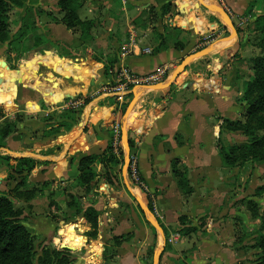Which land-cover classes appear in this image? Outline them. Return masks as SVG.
I'll return each instance as SVG.
<instances>
[{"label":"crops","instance_id":"crops-1","mask_svg":"<svg viewBox=\"0 0 264 264\" xmlns=\"http://www.w3.org/2000/svg\"><path fill=\"white\" fill-rule=\"evenodd\" d=\"M172 1L175 5V0ZM178 1L183 3V9L179 14L165 17L160 15L159 20L149 30L134 27L136 41L130 44L132 49L129 52L118 55L114 72L100 75L101 70L97 66L84 60L79 64L70 60L46 58L55 71V65L61 64V67H67L68 72L77 78L79 77L75 69H82V74L85 75L82 78L91 79L89 83L94 84L91 86L93 90L90 94L83 93V89H86L84 82V85L70 82L67 85L60 84L54 82L52 72H48L47 78H42L44 73L40 72L41 59L28 63L31 73H27L26 78L16 85L15 99L11 104L18 103L16 110L18 113L25 112L26 106L32 103L43 116H49L56 107L49 105L46 96L52 99L51 97L55 95L60 101L64 96L62 101L64 104L61 105L63 109H82L80 120L66 133L41 137L38 130L45 127V130L49 131L57 125L41 122L34 116V119L20 124L18 133L14 134L18 135V138L12 136L6 139V147L1 148L4 152L0 155L10 153L9 157L15 155H12V158L29 157L41 164L39 169L36 167L32 171L31 183L55 181V186L59 187L76 178L81 158L102 154L112 141L115 148L114 128L119 125L124 134V142L127 143L126 145L119 143L124 157L127 159L129 154H135L137 157L138 170L147 191L129 185L125 174L121 173L120 168H116V172L122 176L121 185L117 184L114 187L102 181L89 193L84 209L95 208L101 215L97 239L88 240L86 237L85 242L91 259L95 261L98 255L104 257L113 237L130 232L133 235L132 239L116 248L117 264H146L144 254L151 250L154 256L158 255V264H239L237 252L231 247L235 240L231 219H225L227 231L220 230L214 234L201 232L197 225H192L198 228L197 233L190 239L189 236L187 239L183 237V240L181 234L178 238V232L169 231L167 224L187 215L194 221L191 224H197L214 209L213 203L206 198L202 200L200 195L207 187L214 186L216 182L222 184L224 180L217 147L220 118L237 120L244 112V106L236 101L239 89L232 82L236 76L235 67L231 71L227 68L228 64L239 56L242 35L238 33L236 26L253 0ZM151 2L153 1L88 0L80 10V16L82 18L83 14L84 20H96L101 18L102 14H108L113 26L122 22L124 18L131 21L133 16L139 11L142 12L145 7L152 4ZM180 6L178 5L179 9ZM217 8L227 11L236 28V35L221 15L214 11ZM52 10L59 12L55 7ZM157 10L160 14L159 9ZM117 17L122 19L117 22ZM100 20H96L93 44L100 48L106 44V40L110 42L112 39H115L113 43L119 46L121 33L126 32L127 28L131 29L129 26L131 24L127 23L125 27H115L113 37L106 36V28L103 27L105 23H102V27L99 26ZM182 22L186 25H182ZM49 26L53 31L61 28L57 23ZM178 27H182L184 32L181 34L174 32L173 29ZM67 32L78 38L77 34ZM129 36L122 35L126 40ZM161 37L169 39L168 48L156 52ZM121 41V44L125 42ZM178 42L184 45L180 49L175 47ZM145 49H150L151 53H145ZM164 65L169 67L165 80L167 83L164 81L160 84L163 87L159 88L154 86L160 85L133 88L130 95L137 98V101L130 106L128 112L121 110L115 103L111 104L116 101L115 97L107 94L96 95L99 93L98 90L95 91L98 85L113 82L121 69L145 75ZM7 67L13 72L16 69ZM179 68L182 71L177 73ZM175 73L177 74L172 79ZM82 78L80 80L84 81ZM46 81H52L56 88L46 87ZM40 85L46 88L43 94H40L38 88ZM86 98L90 102L84 106ZM42 102L46 109H42ZM71 103L78 104L71 107ZM36 132L37 135L34 136L33 133ZM129 140L133 141L132 148ZM26 144L27 148L24 147ZM117 151L119 152V148ZM174 159H179L189 169V180L194 188V194L190 199L185 198L184 191L173 176ZM97 169L101 170V166L98 165ZM0 173L4 175L7 171L4 169ZM152 192L157 194L155 214L160 222L153 216L151 219L149 214L148 206L152 203L148 198ZM46 203L48 204L47 198ZM122 205L130 207L132 211L130 218L121 216L118 209ZM138 207L144 211V216L137 215ZM117 211L119 213H116ZM46 220L50 229L63 227L62 230L58 228V231H64L65 234L73 228V225L64 227L62 223L54 224L49 218ZM77 221L85 232L90 229L83 218ZM209 222L208 219V224ZM78 223L75 224L76 227ZM173 236L176 237L175 240L180 239L178 243L182 244L171 246L168 241L172 240ZM85 243L81 242L83 245H86Z\"/></svg>","mask_w":264,"mask_h":264},{"label":"rangeland","instance_id":"rangeland-1","mask_svg":"<svg viewBox=\"0 0 264 264\" xmlns=\"http://www.w3.org/2000/svg\"><path fill=\"white\" fill-rule=\"evenodd\" d=\"M23 1L26 2L25 3L26 6L24 8H14L9 14L10 26L12 31L10 36L11 38L10 41L0 45V102H1L0 107L4 109L6 116L10 119H14L15 114L18 113L16 112V110H18V103L11 104L12 100L15 99L16 85H19V83H21V81L24 78H26L27 73L28 74L31 73L29 72L28 69V63L30 62L33 63L41 59L42 61L40 65H42V67L40 69V72L44 73L42 78L46 77V75L52 72V76H53L52 79L54 80V82L60 84L67 85L70 82L75 85L78 84L82 85L84 82L85 85L84 84L83 85L86 86V89H83V93L85 92L86 93L85 95H88L87 93L89 92L90 94V91L93 90V88L91 89V86H93L94 84L92 85V83L91 84L89 83L91 79L88 80V78L86 79L82 78L83 76L85 77V75L82 74L83 71L82 69H75L76 74L79 77L77 78L75 77V75H72L71 73L68 72L67 67L65 66L61 67V64L55 65V69H56L55 71L52 68V65L48 64L46 58H49L50 60H56L57 58L61 60H70L73 63H79V64L84 60L85 62H90L95 66H97V68L101 70L100 75L102 73L109 74L110 71H113L116 62L118 61L117 58L118 55L125 54L126 51L130 49L131 47L130 44L136 41L137 36L135 35L136 30L134 27L140 28L142 30H146V29L149 30V28H151L154 24H156L158 20V19L156 20L154 13L157 14L158 13L157 9H159L160 11L162 6L166 3L165 0H151L153 1L151 2L152 4L145 7L142 12L139 11L135 16L132 17L131 21H127L126 18H124L123 20L122 17L119 18L117 17L116 21L118 22V20L120 21V19H122V22H118V24L116 23V25L113 26H112V21L110 20L108 14L105 15L102 14L101 15L102 17L97 18L96 20L101 19L99 21V26L101 27H102V23H105L103 27L106 28V32H105L106 36L113 37L115 35V27H120V26L125 27L127 26L126 25L127 23L131 24L129 25L131 29L127 28L126 32L121 33V38L118 40L119 46L115 45L113 43L115 39H112L110 42L106 40L105 42L106 44H104L100 48L97 44H95V46L93 45L95 42L94 28L97 25L96 20H91L95 24V27L91 32L92 39H86L84 43L80 38V33H74L73 31L68 30L64 25V23L62 22L64 13L60 11L58 4L59 0H23ZM87 1L88 0H83V6L86 4ZM190 1L193 2L195 0H190ZM171 3L173 4V1ZM251 4H253L252 8L247 10L244 16L239 18L238 25L236 26L237 30H240V33L239 32L238 33L242 35L241 36L242 45H240V52L238 53L239 56L237 58H234L233 61L228 64V68H227L228 71H231L233 70V67H235L234 71L236 76H234L232 82L239 89V94L238 96H236L237 98L236 101L238 103H240L238 99L242 97L246 83L249 80H251V78L254 75L253 59L260 57L264 54V51L260 45V40H258L257 34L255 32L256 19L260 15L264 14V0H253ZM178 5H181L180 9ZM173 6H174L172 7L173 12H171L169 16H172L174 14H179V11L183 9V3L178 0H175V5ZM53 7L59 9V12L52 10ZM122 14H124V12H122ZM79 16H80V11H79ZM110 17L113 18L111 14ZM82 18H83V14H82ZM82 18L81 20H84ZM52 23H57L61 25V28L59 30L57 29V31H53L52 28L49 26V24ZM184 23L185 22H182V25L185 26L186 24ZM178 29H182V27H178ZM67 31H70L73 34H77L78 38H74L73 36H71V34H68ZM29 34H30V38L28 37ZM122 35L124 36L130 35V36L126 40L123 39ZM121 40H124L125 42L121 44L122 42ZM168 40L169 39H167V42ZM10 44L16 49L17 52L13 51L8 53ZM2 62L5 63L8 62V65L4 66ZM7 66L16 69L13 72L10 71ZM179 71L181 72L182 69L179 68L177 70V73ZM177 73L174 74L172 79L176 76ZM81 78L85 80L81 81L80 80ZM93 79H94L93 81H95V78ZM116 80L117 79L115 78L113 82L108 84H113ZM45 85L46 87L49 88L50 87L56 88L55 86L52 85V81H46ZM105 85L106 84L103 83H100L98 85V88L95 90V91L98 90L99 92L98 94H96L97 96L104 94L102 93V88ZM38 88L40 94L45 93L46 88H44V86L40 85ZM51 98L52 99H50L49 96H46L47 101H49V105L56 107L55 111L49 115L50 120L47 121L52 125L53 123H60V121H62L63 117L65 116V114L68 112L67 110L72 108L63 109L61 107V105L64 104L62 103V101L64 100V96H62L61 101L60 98H58L56 95ZM136 101L137 98L129 94L123 100V102L116 100L115 102H111V104L115 103L118 105V107H121V110H124V112L126 111L128 112L130 106L132 107L136 103ZM240 104L244 106L243 111L245 112V108H246L245 104L244 103H240ZM39 107H40V103H39ZM24 110L25 112H19V113L27 115L28 119L26 120H29V118L34 119V116H36L37 119L40 120L41 122L44 121L43 114L40 113V111L34 104L30 103L28 106H26ZM77 111L79 113H82V110H74L75 113L70 112L69 115L75 114L76 116ZM243 114L240 117V119H243ZM124 125L126 126V123ZM18 131L19 130H16L10 137L13 136L14 138H18L19 137L18 135H14L18 133ZM38 131H40L39 135L41 137H44L43 135L45 133V127ZM68 131L69 130H66L65 128L61 129V132L63 133H66ZM33 135L36 136L37 132L33 133ZM120 139L122 145L123 143L126 145V143L124 142L125 138L122 131H121ZM221 139L225 145H232V146L233 145L244 146L247 141L246 137L243 136L240 132H230V131L224 132L221 135ZM24 147L27 148L28 145L26 144L24 145ZM3 152H4L3 149H0V153ZM8 154H4L0 156L9 157ZM40 165L41 164L37 166L38 169L40 168ZM14 166H15V162H11L5 160L4 158H0V172L1 170L4 169L7 171V173L4 175L0 173L1 191H6V192L9 191L11 188L15 187L16 183L19 182L21 179H25V181L27 182H32L31 180L32 171L31 173L26 171L25 168L27 166L22 167L20 170H18V173L13 172L10 176L9 175V172L11 170L10 167L13 168ZM97 167L98 166H96L97 172H101V170H98ZM116 168H120L121 173L125 174L129 185H131L132 187L140 188L141 190L144 191L146 190L145 185L143 187L140 186L138 182L133 180V178L131 177L130 172L128 170V158L126 159L125 157L122 160V164L118 165L115 168L109 169L106 174L107 177L105 176L102 179H100V182L104 181L105 183L110 184L111 186L114 187H116L117 184L121 185L120 178L122 176H119V174L115 170ZM221 169L223 170L221 175L224 178L222 184H220L221 182L220 183L216 182L214 183V186L207 187V190L201 193L200 195L202 200L206 198L208 201L213 203L214 209L211 210L210 213H208V216L201 218L197 222V224H191L194 223V221L190 220L188 215L183 216L181 217V219L179 218L177 221L173 223L169 222L167 224L168 230L172 232H178L179 233V235H177L178 238L180 237L181 234L182 236L181 238L183 240V237H185V239L188 238V236L183 235L184 234L183 232H185V230L187 229L186 227H190V226L194 227L192 225H197V227L200 228L199 231L214 234L220 230L227 231L228 228L225 219L226 220L231 219V222L233 223L232 225L233 231L235 233L234 234L235 240L231 247L237 252L238 263L255 264L257 260V256L261 253V251L250 247L254 245L256 238L260 234L262 233L264 234V232L261 231V223H262L261 219L253 218L252 212L249 210L248 201H253L258 206L260 213H264V161L248 162L242 166H236V167H227L222 161ZM19 172H21L22 174ZM94 187H95V183L83 187L81 186L80 182L77 181L76 178H73L72 180L66 182L65 185H61L59 187H56L55 185L48 186L41 194H39L35 199H33L30 202L12 199L15 208H22L24 211V218H25L24 224L36 238L35 250L37 251L38 255L41 254L43 247L47 246L51 249L55 248L62 251L69 249V256L72 260L71 264H107V263L117 264L118 263V261H116L117 258L116 248H119L122 245L115 246V243L113 241H111L110 247H108L107 252L104 253V257L98 255L97 261L91 259L92 257L89 255L87 244L85 243L87 240L86 232H88L90 229L85 232L83 228L79 227V223L77 221V219L81 218V215H78L77 213L78 211L77 209L81 211H86L88 209V208L87 209L84 208L86 203L88 202L89 193L94 189ZM259 189H261L260 194H257ZM190 197H185V198L190 199ZM46 198L48 199V204L46 203ZM148 199L152 203V205L149 204L148 206L151 219L153 216L155 217L156 220H158V222H160L161 220H159V218L155 214V210H156L155 201L157 200V194L153 192L150 193ZM51 201L57 203V208H52V210H50L49 203ZM75 202L77 204V208L73 206L71 207L69 206L70 203H75ZM138 209L139 211L138 210L136 211L137 215L140 217V215L143 214L144 216L145 215V213H143L144 211L142 212L139 207ZM118 210L120 211L121 216H125L127 218L131 217L132 211L130 207L128 206L125 207V205H122V207H120ZM116 213L119 212L117 211ZM46 218L51 219V221L54 224L62 223L63 224L62 226L64 227L73 225V228L69 230L68 234H65L64 231L63 232L58 231L59 229L62 230L63 227H56V229L53 228L50 229L47 225L48 222ZM204 219L207 220L204 221ZM208 219L210 221L209 224H208ZM76 223H78L77 227L75 226ZM182 224H185L186 227H184ZM74 228H75V232H73ZM196 233L197 232L193 234ZM193 234L189 235V239L192 237ZM79 236L80 238L82 237L85 240L84 243L86 245L81 244L82 241L78 239ZM174 238L176 237L173 236L172 240L168 241V243L171 246H175V245L177 246L182 244V243H178L180 239L175 240ZM151 251H149V253L147 252V254L146 253L144 254L146 256V258L144 257L146 264H158L159 261L158 255L154 256V252H153V254L150 256ZM109 256L111 257V259L109 258Z\"/></svg>","mask_w":264,"mask_h":264},{"label":"trees","instance_id":"trees-1","mask_svg":"<svg viewBox=\"0 0 264 264\" xmlns=\"http://www.w3.org/2000/svg\"><path fill=\"white\" fill-rule=\"evenodd\" d=\"M165 2L166 3L160 10V14L158 11V15L154 13L156 20H159L160 15L161 17H165L173 12L172 0H165ZM25 3L26 2L23 0H0V45L9 42L11 39L10 36L12 31L10 26V12L14 8H24L26 6ZM58 4L60 11L64 13L62 22L66 28L74 33H80V38L84 43L86 39H92L91 32L95 27L94 22L91 20H81L79 16V11L83 7V0H59ZM252 6L253 4L249 6L248 10L251 9ZM173 30L180 34L184 32L182 29L178 28H174ZM238 32L240 33V30H238ZM255 32L258 40H260L261 48L264 51V14L257 17ZM28 37L30 38V34ZM183 46L184 45L179 42L175 44L177 49H180ZM167 48V37H161V40L155 49L156 52ZM13 51H16V49L10 44L8 53ZM253 64L254 75L251 80L246 83L243 95L238 99L240 103H244L246 106L243 119L233 120L225 117L220 118L221 123L219 124L217 135V147L220 158L227 167L242 166L248 162L264 161V54L260 57L254 58ZM89 102L90 100L86 98L84 106ZM41 106L42 109H46L43 102L41 103ZM67 111L68 112L60 123L52 124V126L57 125L56 128H52L49 131L45 130L44 137L58 135L61 133V129L65 128L66 130H70L78 123L81 113L77 111L78 113L76 112L75 116V114L69 115L70 112H74V109H69ZM27 117L28 116L25 114L16 113L14 119H10L6 116L4 109L0 107V149L5 148L6 139L16 130H19L20 124L25 122L26 119H28ZM43 117L44 122L50 120L49 116ZM226 131L240 132L246 137V144L244 146L225 145L222 142L221 135ZM129 145L130 148H132L134 146L133 141L129 140ZM118 148L119 152H116V148L113 147L112 141L102 154L89 155L81 158L76 176V179L80 182L81 186H89L92 183H95V185L98 184L100 179L106 176L109 169L122 164L124 153L120 146ZM0 158L15 162V166L13 168L10 167V176L13 172L18 173V170L25 166H27L25 170L31 173V171L40 164L38 161L29 157L12 158L0 156ZM98 165L101 166V172H97L96 170V166ZM172 173L178 180V186L184 191L185 197L192 196L194 194V188L189 180L188 167L183 165L179 159H174L172 162ZM141 180L143 182L142 177ZM55 184V181H45L41 184L35 185L31 182L25 181V179H21L16 183L15 187L11 188L9 191L6 192L0 190V264L72 263L69 256V249L62 251L45 246L43 247L41 254L38 255L35 250L36 238L24 224V211L22 208H15L14 202L12 201V199H14L30 202L41 194L48 186ZM260 190L261 189L258 190L257 194H260ZM248 205L253 218L261 219V231L264 232V213H260L258 206L253 201H248ZM69 206L77 208L76 202L70 203ZM49 208L50 210H52V208H57V203L51 201L49 203ZM77 210L78 215H81V218H83L90 226V230L86 232L88 240H96L99 231L100 212L92 207L88 208L86 211ZM182 225L186 227L185 224ZM186 228L185 232H183L184 236H189L198 230L196 227L191 226ZM132 237V233H128L121 236H115L112 238V241L115 243V246H120L124 242L130 241ZM78 239L84 242L82 237ZM250 248L261 251L257 256L255 264H264L263 233L256 238L254 245ZM152 254L153 251L150 252V256ZM109 258L111 259L110 256Z\"/></svg>","mask_w":264,"mask_h":264},{"label":"built area","instance_id":"built-area-1","mask_svg":"<svg viewBox=\"0 0 264 264\" xmlns=\"http://www.w3.org/2000/svg\"><path fill=\"white\" fill-rule=\"evenodd\" d=\"M222 1V0H220ZM133 44V42H132ZM132 49V46L126 52H129ZM145 53H151L150 49H145ZM169 67L160 66L155 71L145 74L138 75L129 71L128 69H121L118 72L117 80L113 84H106L102 88V93L107 94L109 96H113L117 101L123 102V100L127 97V95L131 94L133 88L140 86H153L159 85L163 83L168 77ZM78 103H71V107H75ZM121 137V130L119 126L114 128V146L116 148V152ZM128 170L130 172L133 180L138 182L140 186H144V183L141 180L140 173L138 170V160L135 154L128 155Z\"/></svg>","mask_w":264,"mask_h":264},{"label":"water","instance_id":"water-1","mask_svg":"<svg viewBox=\"0 0 264 264\" xmlns=\"http://www.w3.org/2000/svg\"><path fill=\"white\" fill-rule=\"evenodd\" d=\"M216 13H219L221 15V17L224 19V21L226 22V24L233 30L234 35H236L235 31L236 28L234 27V24L231 21V18L229 16V14L227 13V11L225 9H221V8H217L216 10H214ZM2 64L5 66L6 63L2 62ZM159 87H163V86H154V88H159ZM127 144V143H126ZM126 148H128V146H126ZM108 264V263H107Z\"/></svg>","mask_w":264,"mask_h":264}]
</instances>
